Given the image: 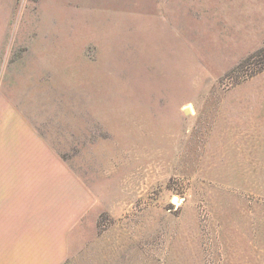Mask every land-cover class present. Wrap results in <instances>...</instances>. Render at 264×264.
I'll return each instance as SVG.
<instances>
[{"label": "rangeland", "instance_id": "374dc122", "mask_svg": "<svg viewBox=\"0 0 264 264\" xmlns=\"http://www.w3.org/2000/svg\"><path fill=\"white\" fill-rule=\"evenodd\" d=\"M262 47L264 0H0V264H264Z\"/></svg>", "mask_w": 264, "mask_h": 264}, {"label": "trees", "instance_id": "16d2710c", "mask_svg": "<svg viewBox=\"0 0 264 264\" xmlns=\"http://www.w3.org/2000/svg\"><path fill=\"white\" fill-rule=\"evenodd\" d=\"M262 51H264V47H262L261 49L257 50L256 52L252 53L251 55H249L247 58H245L242 62H240L239 64H237L235 67H233L230 71L231 72H235L237 71L239 68L249 64L251 62V60L258 55L259 53H261Z\"/></svg>", "mask_w": 264, "mask_h": 264}, {"label": "water", "instance_id": "95a60500", "mask_svg": "<svg viewBox=\"0 0 264 264\" xmlns=\"http://www.w3.org/2000/svg\"><path fill=\"white\" fill-rule=\"evenodd\" d=\"M186 112L188 113V112H189V110H188V109H186Z\"/></svg>", "mask_w": 264, "mask_h": 264}]
</instances>
